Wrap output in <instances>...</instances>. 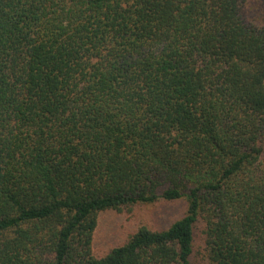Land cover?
Here are the masks:
<instances>
[{"label":"trees","instance_id":"1","mask_svg":"<svg viewBox=\"0 0 264 264\" xmlns=\"http://www.w3.org/2000/svg\"><path fill=\"white\" fill-rule=\"evenodd\" d=\"M245 1L0 0V264H264ZM181 197L167 228L93 247L100 212Z\"/></svg>","mask_w":264,"mask_h":264},{"label":"rangeland","instance_id":"2","mask_svg":"<svg viewBox=\"0 0 264 264\" xmlns=\"http://www.w3.org/2000/svg\"><path fill=\"white\" fill-rule=\"evenodd\" d=\"M242 14L247 20L257 24L264 23V0H246ZM187 207L186 200H159L155 203L136 204L129 209L105 210L98 214L93 232V247L98 252H104L110 247L120 244L139 226L149 228H167L173 221L180 218ZM196 249L198 242L196 241ZM197 260H202L199 252L195 253Z\"/></svg>","mask_w":264,"mask_h":264}]
</instances>
